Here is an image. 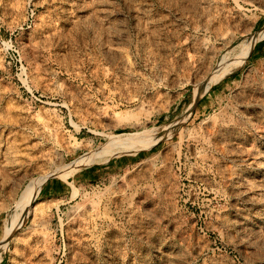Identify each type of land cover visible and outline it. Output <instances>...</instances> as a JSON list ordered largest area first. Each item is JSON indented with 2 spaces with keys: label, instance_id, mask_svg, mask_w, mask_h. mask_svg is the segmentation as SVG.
<instances>
[{
  "label": "rangeland",
  "instance_id": "rangeland-1",
  "mask_svg": "<svg viewBox=\"0 0 264 264\" xmlns=\"http://www.w3.org/2000/svg\"><path fill=\"white\" fill-rule=\"evenodd\" d=\"M263 30L264 0H0V264H264V39L204 90Z\"/></svg>",
  "mask_w": 264,
  "mask_h": 264
},
{
  "label": "bare ground",
  "instance_id": "bare-ground-1",
  "mask_svg": "<svg viewBox=\"0 0 264 264\" xmlns=\"http://www.w3.org/2000/svg\"><path fill=\"white\" fill-rule=\"evenodd\" d=\"M262 40L264 39V30L254 38L252 39L251 43L248 45H240L237 47V49H234L232 52L227 53L226 55H224L220 62H219V67L217 69L216 72H214L215 74L209 79L206 88L204 89L205 91L210 87L213 86L214 84H216L217 82L221 81L223 78H225L232 70L233 68L240 62L244 61V59L249 55L251 48H252V42L254 40ZM205 87V86H204ZM112 136V135H111ZM115 136V135H113ZM122 136V135H121ZM128 139V137H126ZM111 141H114V138H110ZM119 142V141H118ZM117 142V143H118ZM126 142V141H125ZM128 142V141H127ZM128 146V145H126ZM111 148V147H110ZM123 148H126L125 146ZM122 148V151H123ZM100 149V148H99ZM129 149V148H128ZM118 151L117 149L115 150V152ZM112 153V152H111ZM101 154V153H100ZM116 155V154H115ZM102 157L100 155H94L91 157H88L86 159H81L79 161H77L75 164H73L72 166H74V168L76 167V172L77 169H82L85 167H89L94 165L98 160H100ZM106 160V159H105ZM99 164V163H98ZM71 167V166H70ZM70 167H68L67 169L64 170H60L59 172H55V174L60 177V178H67L70 174L72 175L71 172H68V170L70 169ZM72 168V167H71ZM73 171V169H72ZM74 171V172H75ZM42 181L35 183V184H31L30 189H29V198L30 200H33L35 198V196L38 193V188L40 186V183ZM28 198V197H27ZM26 200V199H25ZM24 200V201H25ZM29 200V201H30ZM26 202V201H25ZM27 203V202H26ZM26 206V205H25ZM19 207V206H17ZM17 214V215H16ZM14 215V218L12 220V225L17 223V216L20 215V210L17 209V213ZM16 219V220H15ZM11 225V226H12ZM13 227V226H12Z\"/></svg>",
  "mask_w": 264,
  "mask_h": 264
},
{
  "label": "crops",
  "instance_id": "crops-1",
  "mask_svg": "<svg viewBox=\"0 0 264 264\" xmlns=\"http://www.w3.org/2000/svg\"><path fill=\"white\" fill-rule=\"evenodd\" d=\"M118 166L119 168L123 167L122 165ZM113 168H115V166H113ZM96 173H98L97 170H85L74 178L73 183H89L93 181ZM70 188L71 186L69 183L61 180H48L40 187L38 197L42 200L67 198L71 190Z\"/></svg>",
  "mask_w": 264,
  "mask_h": 264
}]
</instances>
